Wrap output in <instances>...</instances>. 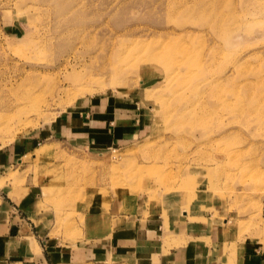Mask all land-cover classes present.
Listing matches in <instances>:
<instances>
[{
    "label": "rangeland",
    "instance_id": "rangeland-1",
    "mask_svg": "<svg viewBox=\"0 0 264 264\" xmlns=\"http://www.w3.org/2000/svg\"><path fill=\"white\" fill-rule=\"evenodd\" d=\"M153 217L264 264V0H0V218L43 264H133L112 234Z\"/></svg>",
    "mask_w": 264,
    "mask_h": 264
},
{
    "label": "crops",
    "instance_id": "crops-1",
    "mask_svg": "<svg viewBox=\"0 0 264 264\" xmlns=\"http://www.w3.org/2000/svg\"><path fill=\"white\" fill-rule=\"evenodd\" d=\"M103 116L102 112L98 117L92 116L91 123L94 126L89 129L97 130L95 122H99L101 126H105V129H100L101 132H106V137H111L110 131H116V128L109 127L108 121L102 120ZM129 217L131 214L127 216ZM134 218L129 226H122L113 232L112 245L115 256L129 253L133 264H227L224 257L214 254L212 235L202 238L195 233L193 236L197 237V242L193 244H185L179 248H162L164 222L153 217L141 223L138 218ZM12 232L11 221L0 218V264H43L40 256L38 259L33 258L36 254H32V249H29L34 247L33 241L27 236L16 237ZM193 240L195 241V238ZM261 255L262 251L259 250L250 255L249 250L244 264H259L263 261Z\"/></svg>",
    "mask_w": 264,
    "mask_h": 264
}]
</instances>
